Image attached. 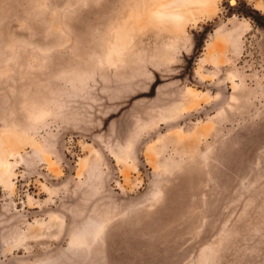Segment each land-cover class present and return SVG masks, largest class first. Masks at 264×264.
<instances>
[{"label":"rangeland","instance_id":"374dc122","mask_svg":"<svg viewBox=\"0 0 264 264\" xmlns=\"http://www.w3.org/2000/svg\"><path fill=\"white\" fill-rule=\"evenodd\" d=\"M166 1L0 0V264H264V0Z\"/></svg>","mask_w":264,"mask_h":264},{"label":"bare ground","instance_id":"6f19581e","mask_svg":"<svg viewBox=\"0 0 264 264\" xmlns=\"http://www.w3.org/2000/svg\"><path fill=\"white\" fill-rule=\"evenodd\" d=\"M157 1H159V2H160V5H162L161 2L163 1V2L165 3L166 0H165V1H164V0H161V1H160V0H157ZM166 2H167V3L169 2V3H168V6L170 5L169 8L172 7V11H168V10H167V9H169V8H167L168 6L165 7V8H167V9H166L167 11H164V9H165L164 6L167 5L166 3H165L166 5L163 4V8H164V9H163L162 6H161V8H162L163 10H162V9H160V10H162V12H168L167 15L170 16V17H174V18H176V17H178V16H180V15L183 17V16H184V13H185L184 11H186V13H187V14L185 13V16L188 15V16L190 17L191 14H190V15L188 14V12H189L188 10H191V9H193V8H194V9H195V8L200 9L201 7H209L210 4H213V3H214V2H212L211 0H169V1H166ZM211 2H212V3H211ZM153 3H154V2H153ZM153 3H152V5H153ZM155 3H156V1H155ZM155 3H154V4H155ZM152 5H151V6H152ZM155 5H157V4H155ZM158 5H159V4H158ZM151 6H149V8H151ZM181 6H185L183 10H182V7H181ZM154 7H156V6H154ZM180 7H181V9H180ZM210 7H211V6H210ZM158 8H159V6H158ZM158 8H156V9H158ZM173 8H174V10H173ZM194 9H193V10H194ZM197 9H195L194 12H196ZM201 9H202V8H201ZM146 10H147V9H146ZM146 10H145V11H146ZM150 10H151V9H150ZM170 10H171V9H170ZM193 10H191V11L193 12ZM156 11H159V9L156 10ZM187 11H188V12H187ZM197 11H198V10H197ZM202 11H203V10H202ZM206 11H207V10H206ZM145 13H146V12H145ZM147 13H148V11H147ZM147 13H146V14H147ZM151 13H153V12H151ZM151 13H150V14H151ZM189 13H190V12H189ZM146 14H145V15H146ZM154 14H155V13H154ZM193 14H194V13H193ZM168 16H167V17H168ZM185 16H184V17H185ZM188 16H186V17H188ZM155 17H156V16H155ZM189 17H188V18H184V19H189ZM145 18H146V17H145ZM147 18H150V17L148 16V14H147ZM152 18H153V17H152ZM191 18H192V17H191ZM153 19H154V18H153ZM153 19H152V21L155 20V19H154V20H153ZM158 19H159V18H158ZM162 19H163V18H162ZM170 19H171V18H170ZM181 19H182V18H181ZM184 19H182V20H184ZM182 20H181V21H182ZM155 21H157V19H156ZM169 21H171V20H169ZM175 21H176V20H175ZM179 21H180V20H179ZM179 21H178V20L176 21L178 25H179V23H178ZM186 21H187V20H186ZM189 21H190V19H189ZM157 22H159V21H157ZM163 22H164V21H163ZM167 22H168V21H167ZM172 22H173V21H172ZM155 23H156V22H155ZM160 23H162V22H161V19H160ZM173 23H174V22H173ZM184 23H185V21H184ZM187 23H188V22H187ZM157 24H158V23H157ZM166 24H168V23H166ZM168 25H170V23H169ZM172 25H173V24H172ZM172 25H171V26H172ZM175 25H176V24H175ZM183 25H184V24H183ZM163 27H164V26H163ZM181 27H182V26H181ZM168 28H170V27H168ZM172 28H173V27H172ZM172 28H171V29H172ZM0 139H1V138H0ZM1 140H2V139H1ZM2 141L4 142L5 140H2ZM11 141H12V140H11ZM7 142H9V141H7ZM0 143H1V142H0ZM9 143H10V142H9ZM11 143H12V142H11ZM11 143H10V144H11ZM15 143H16V142H15ZM1 144H2V143H1ZM1 144H0V145H1ZM4 144H5V142H4ZM4 144H3V145H4ZM6 144H7V143H6ZM3 145H2V147H3L4 149H3L2 147H1L2 149H0V181H2V182H6V181H7V178L9 177V176L7 177V173L9 174V172H8V171L6 172L7 167L9 166L7 160H8V158H11V155H10V154H12V153H11V150H12V152H13V149H14V148H13V149H11V148H12L14 145L12 146V144H11V147H10V145L7 144V145H9V149L6 148L7 145H4V146H3ZM10 149H11V150H10ZM7 155H8V158H7ZM9 155H10V157H9ZM12 157H13V155H12ZM8 161H9V160H8ZM7 183H8V182H7ZM7 183H2V184H7ZM0 184H1V183H0ZM95 250H96V249H95ZM86 253H87V252H86ZM94 253H95V252H94ZM93 255H94V254H93ZM91 256H92V254H91ZM92 258H93V257H92ZM92 258H91V259H92ZM94 259H95V258H94ZM96 259H97V258H96ZM85 260H86V259H85ZM78 263H79V262H78ZM82 263H83V262H82ZM82 263H81V264H82ZM86 263H88V262H86ZM95 263H96V262H95Z\"/></svg>","mask_w":264,"mask_h":264}]
</instances>
